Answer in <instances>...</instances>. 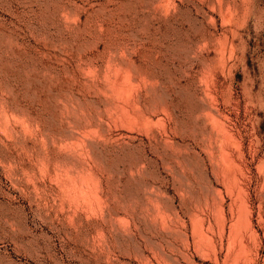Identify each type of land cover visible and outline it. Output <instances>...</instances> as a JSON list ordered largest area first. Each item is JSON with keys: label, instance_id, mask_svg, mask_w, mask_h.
<instances>
[{"label": "rangeland", "instance_id": "obj_1", "mask_svg": "<svg viewBox=\"0 0 264 264\" xmlns=\"http://www.w3.org/2000/svg\"><path fill=\"white\" fill-rule=\"evenodd\" d=\"M222 151L259 226L264 0H0V238L24 264H211L191 181L223 190L230 224Z\"/></svg>", "mask_w": 264, "mask_h": 264}, {"label": "bare ground", "instance_id": "obj_2", "mask_svg": "<svg viewBox=\"0 0 264 264\" xmlns=\"http://www.w3.org/2000/svg\"><path fill=\"white\" fill-rule=\"evenodd\" d=\"M118 68H115V69H118ZM117 72L119 73L120 71H117ZM121 77L122 76H120V78ZM127 78L128 80L131 79L129 76H127L126 79ZM122 79L123 77L121 78V80L119 78L114 79V83L116 84V86L119 87L118 89L123 87L124 80L122 82ZM128 82L129 81H127V83ZM208 109H209L208 111L209 112L211 111L213 114L216 112L214 108L211 106H209ZM221 128L223 129V127ZM226 128L227 127H224V131L226 133L224 131L223 132L226 135L229 134L230 136V134L232 133L227 134L228 129L226 130ZM226 137L227 136L224 135V138ZM228 138L229 137H227V139ZM226 143L227 142L224 143L225 144L224 147L226 146ZM221 146H223V144ZM222 154L225 157H230L228 164L233 169L232 174L226 173L224 175L223 182H224V187H225V193L233 194L236 191L237 196L240 198V200L242 197H244L249 204V201H248L249 196L247 195L248 185L242 184V181H241L242 180L241 177L245 176L243 174H246V172L243 173L244 171H242L244 170L243 168L245 167V165L243 164L244 161L242 162L241 160L238 161V159L232 158V156H230L226 151L224 152L222 151ZM245 164H246V161H245ZM194 178H195V181H191V185L196 188V191L192 193V196L195 198V203H196L195 208L196 209L194 212L192 211L193 213H191V216H190L191 230H192L191 234H193L192 237L195 243L194 245L198 246L199 248H202L201 244L203 240L210 243L209 250L211 251L212 257L210 255L208 256L206 255L203 257L210 258L211 264H259L261 261H263L262 264H264V251L261 250L262 242L260 241V239H258L259 227L264 229V219L263 220L261 219V215L257 214L258 218L256 221H258V223L260 224L259 226H255L254 219H253V211L251 210V206L249 205L246 206L244 204H241L243 203V199H242L241 200L242 202H240L241 206L238 205L239 207L237 208V212L235 216H234V209H231L232 219H231L230 224L227 223V219L225 218V210H224L225 200H224L223 190L220 187H217L211 181H209L208 185L205 186V182H202L201 176L196 175V177ZM215 194L220 197V200H221L220 203L215 201V197H214ZM204 205L207 206V208L212 211V214H213L212 218L204 216L203 211H202V207ZM230 207L233 208L231 203H230ZM242 225H244L247 228V230L250 232V234L253 237L241 231L240 226ZM216 227L218 228L220 237L222 239L221 242H217V243H215V240L213 238V235L216 232ZM255 227H257L258 229H256ZM15 237L16 236L14 235V237L8 236V237L0 238V264H24L25 259L33 258L32 252L30 253V251H28L22 239L20 241V239L18 240L17 237L16 238ZM224 239H225V242H224ZM236 240L239 242L238 247L234 245V242ZM224 248H225V253H223ZM202 250L204 251V249ZM201 264H206V260L202 258Z\"/></svg>", "mask_w": 264, "mask_h": 264}]
</instances>
